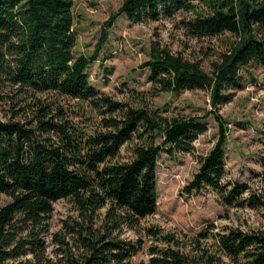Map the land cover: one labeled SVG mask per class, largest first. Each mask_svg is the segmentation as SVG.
Here are the masks:
<instances>
[{
	"label": "trees",
	"instance_id": "obj_1",
	"mask_svg": "<svg viewBox=\"0 0 264 264\" xmlns=\"http://www.w3.org/2000/svg\"><path fill=\"white\" fill-rule=\"evenodd\" d=\"M73 6L74 0H0V194L8 198L0 206V264H58L44 236L54 203L63 199L80 220L65 224L79 250L67 246L65 264H133L143 241L121 238V230L140 229L155 213L159 156L191 152L207 131V116L216 122L215 140L182 190L211 189L226 209L264 210V193L224 181L229 121L218 112L248 82L264 86V0H122L91 54L75 50ZM177 14L185 15L179 26L191 37L223 36L210 70L158 41L140 67L154 95L205 91V114L168 115L142 97L120 101L94 86L88 68L118 17L156 22ZM87 112L100 116L99 130L72 119ZM259 142L264 171V131ZM123 148L129 155L121 161ZM144 234L153 240L147 264H264V229L207 222L190 236L153 226Z\"/></svg>",
	"mask_w": 264,
	"mask_h": 264
},
{
	"label": "rangeland",
	"instance_id": "obj_2",
	"mask_svg": "<svg viewBox=\"0 0 264 264\" xmlns=\"http://www.w3.org/2000/svg\"><path fill=\"white\" fill-rule=\"evenodd\" d=\"M122 0H74L75 50L91 54L99 42L104 21L117 10ZM185 16L177 14L172 19L156 22H131L120 16L108 30L106 42L102 45L98 59L88 68L94 86L120 101L131 103L134 97H142L153 108H159L168 115H203L209 109L208 95L203 90H185L179 94L159 93L154 95L147 79L148 70L140 64L148 57L150 43L158 41L173 53L199 61L204 70H210V62L217 51L225 46L223 36L194 38L180 28L179 21ZM255 74L261 78L260 70ZM69 107L77 109L73 100L67 99ZM68 107V105H66ZM68 107V108H69ZM218 112L228 122V136L225 146L224 181L249 183L258 192L264 193L260 174L264 171L257 162L261 131H264V86L248 82L242 90L233 92L229 102L219 107ZM100 116H75L76 125L88 130H99ZM207 131L194 141L191 152L172 155L161 153L156 167L157 208L154 214L141 220L140 229L123 228L120 237L125 240L143 241L142 248L132 257L133 264H147L148 247L153 240L144 234V228L153 226L163 233L178 237L193 235L204 224L212 222L217 228L225 225L246 229H264V210L226 209L211 189L199 193H186L182 188L192 178L199 166L198 157L207 152L215 140L216 122L211 116L205 118ZM128 151L122 149L119 160H126ZM8 198L0 194V206ZM73 205L66 199L53 205L50 226L44 239L51 259L65 264V249L75 255L79 253L77 238L65 224L80 221ZM67 243L59 244L53 235Z\"/></svg>",
	"mask_w": 264,
	"mask_h": 264
}]
</instances>
